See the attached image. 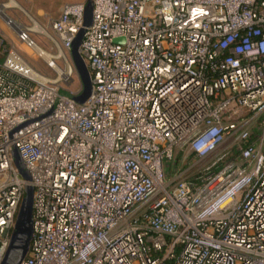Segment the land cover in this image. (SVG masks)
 Masks as SVG:
<instances>
[{
  "label": "built area",
  "instance_id": "2783aa9c",
  "mask_svg": "<svg viewBox=\"0 0 264 264\" xmlns=\"http://www.w3.org/2000/svg\"><path fill=\"white\" fill-rule=\"evenodd\" d=\"M7 1L4 25L56 77L0 35V264L29 183L20 264H264V0H94L84 103L62 90H83L70 50L87 0L36 31L48 43ZM230 137L237 156L167 180L175 148L203 156Z\"/></svg>",
  "mask_w": 264,
  "mask_h": 264
},
{
  "label": "rangeland",
  "instance_id": "374dc122",
  "mask_svg": "<svg viewBox=\"0 0 264 264\" xmlns=\"http://www.w3.org/2000/svg\"><path fill=\"white\" fill-rule=\"evenodd\" d=\"M3 0H0V2ZM19 4L16 8H9L6 10L7 14L16 18L25 24H33L34 19L42 28L51 32L49 28L50 20L59 14L60 6L66 2H76L82 0H16ZM7 3V2H5ZM4 3V5H5ZM30 17L32 19H30ZM33 28V27H32ZM0 35L11 44L15 46L24 56V58L38 71L45 72L51 77H56L52 71H49L41 59L36 55L35 50L29 49L24 45H18L11 31L4 25L2 18H0ZM32 38L41 43L43 40L41 34L38 32H32ZM43 43V42H42ZM48 43V42H46ZM44 44V43H43ZM58 78L55 79L57 81ZM79 87V77H75L71 88L76 90ZM62 92L68 95L71 94L68 90H62ZM82 93V92H81ZM80 93V94H81ZM72 97V96H71ZM255 125L252 130V136L257 137L262 131V116H257L249 124ZM239 154L238 151V139L228 138L221 143L215 150L206 155H199L189 145L177 147L174 149L173 158L169 160L166 165L167 180L172 181L175 179L184 178L186 180L196 179L203 173L211 171L217 163H223L225 160H229ZM168 171V172H167Z\"/></svg>",
  "mask_w": 264,
  "mask_h": 264
},
{
  "label": "water",
  "instance_id": "95a60500",
  "mask_svg": "<svg viewBox=\"0 0 264 264\" xmlns=\"http://www.w3.org/2000/svg\"><path fill=\"white\" fill-rule=\"evenodd\" d=\"M93 10L94 0H87L83 27L75 36L70 50L71 58L75 65L77 74L82 82L83 90L81 94L76 96L68 95L66 93L65 95L72 96V98L78 103H84L91 96L93 91V82L90 70L79 51L80 45L84 39L86 27H88L92 22ZM13 158L14 163L19 169L22 177L26 180H30V173L26 169L18 149L14 150ZM33 193V185L30 183L27 184L25 187V196L21 202L17 214L11 242L1 264H20L30 249L31 237L33 233Z\"/></svg>",
  "mask_w": 264,
  "mask_h": 264
},
{
  "label": "bare ground",
  "instance_id": "6f19581e",
  "mask_svg": "<svg viewBox=\"0 0 264 264\" xmlns=\"http://www.w3.org/2000/svg\"><path fill=\"white\" fill-rule=\"evenodd\" d=\"M19 6V4L17 3L16 0H8L7 3H5V5L3 4V8H11V7H17ZM33 22V31H42V27L34 20L32 19Z\"/></svg>",
  "mask_w": 264,
  "mask_h": 264
},
{
  "label": "crops",
  "instance_id": "0c3cea01",
  "mask_svg": "<svg viewBox=\"0 0 264 264\" xmlns=\"http://www.w3.org/2000/svg\"><path fill=\"white\" fill-rule=\"evenodd\" d=\"M61 7V6H60ZM168 172V171H167Z\"/></svg>",
  "mask_w": 264,
  "mask_h": 264
}]
</instances>
